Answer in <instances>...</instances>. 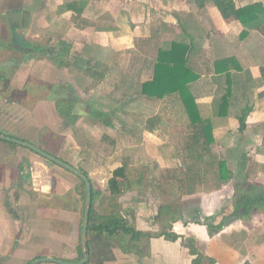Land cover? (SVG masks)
<instances>
[{"label":"crops","instance_id":"crops-1","mask_svg":"<svg viewBox=\"0 0 264 264\" xmlns=\"http://www.w3.org/2000/svg\"><path fill=\"white\" fill-rule=\"evenodd\" d=\"M234 3L236 8L264 7V0ZM244 30L212 2L199 8L193 0H0V134L88 173L99 193L95 209L100 215L112 206L109 181L119 169L111 170L114 142L149 138L165 148L162 140L170 136L158 135L164 121L187 128L182 149L187 165L166 166L160 164L164 154L154 157L158 171L188 172V180L167 175L153 182L142 176L146 196L138 201L131 182L119 199L131 225L158 236L141 255L117 247L116 260L105 264H264V211L236 213L235 195L233 200L230 195L231 187L248 180L250 164L233 177L223 158L240 150L242 159H260L255 181L264 182V23L241 38ZM62 43L70 46L69 65L59 67L55 60ZM174 44L189 48L188 68L198 76L190 90L202 119L213 126L215 142L209 148L196 146L198 131L179 95L162 100L140 95L160 51ZM37 47L47 55L38 54ZM62 102L71 107L70 118L60 115ZM244 110L248 116L242 130ZM104 140L113 142L107 154L100 152ZM169 145L172 155L179 154L173 140ZM126 146L128 152L133 148ZM199 155L226 162L232 179L215 187L220 170L204 163L197 171L204 175L199 185L207 189L199 191L193 174ZM81 181L30 149L0 140V264L45 258L78 262L86 204ZM166 187L169 198L162 196ZM170 198H196L188 206L197 210L160 215ZM208 222L221 229L212 234Z\"/></svg>","mask_w":264,"mask_h":264},{"label":"trees","instance_id":"trees-1","mask_svg":"<svg viewBox=\"0 0 264 264\" xmlns=\"http://www.w3.org/2000/svg\"><path fill=\"white\" fill-rule=\"evenodd\" d=\"M199 8H204L209 2L215 4L219 12L225 19L235 18L244 27V32L241 38H245L248 32L261 27L264 23V7L262 5H253L243 8H236L234 0H193ZM83 9L81 10V12ZM16 44L23 46L21 37L14 35ZM28 46V44H25ZM37 53L42 57L46 56L44 48H36ZM70 46L65 43L61 44L60 53L56 57V64L59 67L68 66ZM189 48L181 44H174L168 51H160L157 63L155 65L154 75L151 80L143 84L141 94L148 99L162 100L166 97L179 95L186 113L191 121V125L198 132L196 146L209 148L215 142L213 136V126L210 122L204 121L200 115L196 100L190 90V85L198 80V76L194 75L192 70L188 68L187 55ZM135 85V83L133 82ZM226 104V102H225ZM220 116H225L223 107L220 108ZM58 111L61 116L70 118L71 107L67 103H59ZM225 114V115H224ZM248 116V111L244 110L240 117L242 130L245 128V121ZM155 125L154 120L151 121ZM195 144V143H194ZM196 164L204 163L217 165L220 170L217 174L215 186L230 181L232 174L227 169L226 162L219 161L215 157H206L199 155L194 158ZM89 177L88 173H84ZM127 171L125 168H119L113 173L112 179L109 181V191L112 194V206L110 211L106 210L105 215H100L95 209L96 198L99 193L92 187V208L90 213L89 227H88V251L90 253V261L88 264H105L116 260L114 249L120 248L124 253L144 254L147 249L148 242L157 234L144 233L138 231L135 226L131 225L123 216L119 199L123 196L125 189H123V179L126 177ZM215 181V179H213ZM129 182L127 186H129ZM80 191H82L83 199L86 201V187L85 183L81 181ZM247 195L237 202L236 210L242 209L245 213L250 214L254 209L264 211V192L255 193L253 196ZM166 211L172 213L170 208H161L160 215ZM108 212V213H107ZM214 221V220H212ZM176 221L171 220L174 224ZM212 224V225H211ZM211 233L218 232L221 228L208 222ZM172 240H176L175 236H167ZM193 249V247H192ZM84 258L80 248V258Z\"/></svg>","mask_w":264,"mask_h":264},{"label":"rangeland","instance_id":"rangeland-1","mask_svg":"<svg viewBox=\"0 0 264 264\" xmlns=\"http://www.w3.org/2000/svg\"><path fill=\"white\" fill-rule=\"evenodd\" d=\"M120 94H118L119 96ZM150 117L153 115V112H149L148 114ZM163 129L160 130V134L158 133V135H166V136H170V139L168 140V138H164L162 141L166 142L164 143L165 148H161L158 143V141H153L150 140L149 138L146 141H141L140 138H133L131 140L128 141H124L121 139H118L119 141H116V143L114 142L115 145V149L117 151L116 154V160H115V164L111 167V170H113V167H124L125 169L127 168V170L129 172H127L126 177L123 179L124 186L123 189H127V184L129 182V184L131 182L136 183L134 185V189L137 188V198L138 201H140V198H142V196H146L144 193H141V191H146V189H142L145 188V184L143 183L141 185V181H142V176L149 178L151 177L152 181L155 182L156 178H158L159 176H169V179H177L178 177H180V180H188L186 176H188V172H184L181 173V176L178 175V171L172 172L170 174H168V171L162 172V170L158 171V167L159 164L156 161V157H154V154H157L159 156V154H164L162 155L161 158V162L160 164H164L166 166H173L175 164V166H180V165H187L186 161L187 160V156L186 154L183 152V148L186 146L187 144V139H189L188 136H186V129L185 125L183 123H180L178 125H176V127H173L170 123H168L167 121L163 122ZM120 127V125H118V128ZM172 140L174 141V144L177 148H179L180 151H177L180 156L176 157L177 155H172V152L169 148V142L171 143ZM110 143V147L112 148L113 146V142H109V141H103L101 144V148L102 151H100L101 153H108V144ZM130 144L131 147H133L132 149H129L130 152L126 151V145ZM103 147H106L105 149ZM114 149V150H115ZM112 150V149H111ZM127 152V154H126ZM242 152L240 150H238V152H235L234 156H226L223 157L224 159H226V161L229 162L231 169H233L234 173H233V177L237 172V169L242 167L243 164L245 163V165L250 164V168H249V176H248V180H245V183L242 184V186L240 187V185H238L239 187L234 189L233 187L230 188V195H231V200H233L234 195H235V200L238 201L241 198H244V196L247 195H251V194H255V193H260V192H264V182L263 183H256L255 181V176H258V167L260 164H263V161H257L260 159H256L254 156H248L247 159L244 158L242 159L241 156L239 154H241ZM160 154V155H161ZM218 159V158H217ZM164 160V161H163ZM247 160V161H245ZM245 161V162H243ZM193 164V163H192ZM255 164V165H254ZM257 164V165H256ZM195 165L197 167H195L194 169V175L196 176V182L198 183V185L196 184L197 189H199V191H204L205 189H207V187H202L199 185V183L201 182V179L204 178V175L199 174V170H201L202 166L203 168L205 167L204 164L200 165V163L195 162ZM142 167V169H141ZM208 167H210L211 169H215L216 167L218 168L217 165L212 166L211 164L208 165ZM198 169V171H197ZM177 170V169H174ZM148 171L151 174H148ZM257 171V172H256ZM148 174V176H144V173ZM253 173V174H252ZM152 175V176H151ZM113 176V175H112ZM186 177V178H185ZM146 178L144 180H146ZM166 180V177H165ZM255 184L254 185V182ZM213 182V181H212ZM239 182V181H238ZM249 182V183H248ZM241 183V182H240ZM186 184V183H185ZM213 184V183H212ZM132 185V184H131ZM258 185V186H257ZM216 187V186H215ZM242 187H245L244 189H242ZM142 189V190H141ZM165 193L162 194L163 197L165 198H169L168 197V191H170L167 187L164 188ZM140 192V193H139ZM149 192L151 193V191L149 190ZM148 192V193H149ZM184 192V190L182 191ZM200 193V192H199ZM252 195V196H253ZM233 197V198H232ZM200 199V197H199ZM189 202H191L192 204H194V202H198V199L194 198L191 199L190 201L185 200L182 201L181 199H168V203L165 204V208H170V210H172V212H178L179 215H186L189 212L194 213L196 209V207L193 206H188ZM237 203V202H236ZM195 209V210H194ZM242 209L240 210H236V213H240Z\"/></svg>","mask_w":264,"mask_h":264},{"label":"water","instance_id":"water-1","mask_svg":"<svg viewBox=\"0 0 264 264\" xmlns=\"http://www.w3.org/2000/svg\"><path fill=\"white\" fill-rule=\"evenodd\" d=\"M0 140L9 142V143H14L18 144L20 146L26 147L30 149L31 151L35 152L36 154L42 156L43 158L50 160L51 162L57 164L58 166L72 172L76 176H78L82 181L85 183L86 187V204H85V209H84V217H83V228H82V252L84 255V259L80 262L77 263H72V262H67L63 260H57V259H40L35 261L33 264H44V263H54V264H88L90 261V253L88 251V227H89V220H90V213H91V208H92V202H93V197H92V183L91 180L88 176L83 174L81 171L73 167L72 165L65 163L58 158L48 154L47 152H44L40 148L26 143V142H21L18 140H14L12 138L3 136L0 134Z\"/></svg>","mask_w":264,"mask_h":264}]
</instances>
